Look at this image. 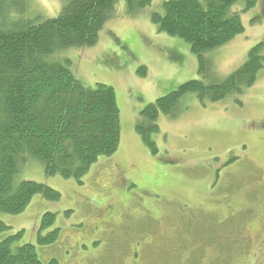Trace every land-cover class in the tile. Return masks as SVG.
I'll use <instances>...</instances> for the list:
<instances>
[{"label":"rangeland","instance_id":"374dc122","mask_svg":"<svg viewBox=\"0 0 264 264\" xmlns=\"http://www.w3.org/2000/svg\"><path fill=\"white\" fill-rule=\"evenodd\" d=\"M64 1L27 0L25 17H56ZM164 1L150 0L132 13L121 1L96 46L62 51L85 86L115 90L121 143L114 155L99 157L82 184L48 176L30 159L18 181L44 183L61 199L36 195L20 214L0 211V221L11 227L0 241L24 231L20 244L35 245L43 264H262L252 248L244 249L243 232L232 235L237 214L231 208L264 199V69L241 95L203 105L189 94L176 116L161 114L152 135L155 155L136 131L147 105L191 80H209L190 44L152 22ZM245 5L233 7L244 32L205 54L216 78L237 71L264 40V0L244 12ZM46 213L56 221L41 231ZM54 229L58 241L39 246L38 236Z\"/></svg>","mask_w":264,"mask_h":264},{"label":"trees","instance_id":"16d2710c","mask_svg":"<svg viewBox=\"0 0 264 264\" xmlns=\"http://www.w3.org/2000/svg\"><path fill=\"white\" fill-rule=\"evenodd\" d=\"M121 1L126 13L150 4V0H65L59 14L49 18L25 17L27 0H0L1 212L20 214L36 195L49 201L61 199L58 191L44 183L18 181L20 169L30 159L40 161L48 176L82 184L99 157L118 151L121 123L115 90L106 84L85 86L73 74L71 60L61 54L65 49L96 46ZM240 1L167 0L163 13H153L152 22L161 32L190 44L198 57L199 73L209 79L184 83L140 112L136 131L154 155L158 149L152 135L159 131L160 115L176 116L184 97L195 94L205 105L241 95L256 84L264 69V40L249 51L237 71L224 78L213 76L205 56L244 32L240 13L233 10ZM245 2L244 12L258 0ZM249 207L264 209L263 197ZM256 215L250 219L254 221ZM55 221L56 214H44L40 230L49 229ZM10 229L0 221V233ZM23 234L19 231L0 241V264H43L35 245L20 244ZM59 236V229L39 235L38 245H52Z\"/></svg>","mask_w":264,"mask_h":264},{"label":"flooded vegetation","instance_id":"af4514ba","mask_svg":"<svg viewBox=\"0 0 264 264\" xmlns=\"http://www.w3.org/2000/svg\"><path fill=\"white\" fill-rule=\"evenodd\" d=\"M261 190L264 189L261 188ZM233 211L237 214V217H235L233 221L235 232L232 235L238 236L243 232L246 241L244 242V249L249 247L252 248L254 251L253 256H257L259 261L264 264V209H255L254 207L251 208L249 206L238 205L231 208V213ZM255 214L257 215L253 221L250 217ZM240 218L247 219V221L240 220Z\"/></svg>","mask_w":264,"mask_h":264}]
</instances>
